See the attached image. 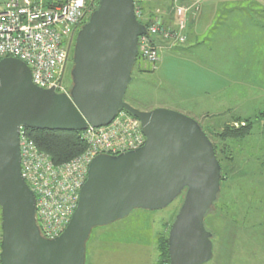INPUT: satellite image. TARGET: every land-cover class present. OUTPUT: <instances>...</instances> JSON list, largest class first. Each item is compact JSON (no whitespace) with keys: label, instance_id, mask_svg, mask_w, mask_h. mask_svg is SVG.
Segmentation results:
<instances>
[{"label":"water","instance_id":"water-1","mask_svg":"<svg viewBox=\"0 0 264 264\" xmlns=\"http://www.w3.org/2000/svg\"><path fill=\"white\" fill-rule=\"evenodd\" d=\"M145 32L133 0H98L75 35L68 94L36 86L23 61L0 59V264H85L94 227L137 208L162 209L182 193L167 235L168 264H202L212 257L204 216L221 174L210 139L185 114L124 101ZM120 110L140 121L143 145L93 157L65 228L53 239L42 237L35 196L21 176L19 127L82 131L109 124Z\"/></svg>","mask_w":264,"mask_h":264},{"label":"rangeland","instance_id":"rangeland-1","mask_svg":"<svg viewBox=\"0 0 264 264\" xmlns=\"http://www.w3.org/2000/svg\"><path fill=\"white\" fill-rule=\"evenodd\" d=\"M177 5L186 6L181 0H151L145 7L148 13L157 11L162 22L170 25L176 19ZM211 38L207 34L189 48H182L185 43L164 47L155 67L138 57L124 101L141 110L161 107L185 114L218 145L216 132L226 124L240 125L233 123L234 117L264 110V80L260 82L253 72L247 78L252 80L251 94H233L228 74L229 45H220V49ZM259 48L258 43L255 49ZM217 51L223 53L224 64L222 75L215 76L212 53ZM254 60L253 56L247 62ZM70 69L67 64L63 77L69 85ZM222 144L231 160L221 161L225 181L204 216L205 228L212 234V257L202 264H264V119L256 121L251 134L243 139H228ZM182 198L183 193L162 209L137 208L122 219L94 227L86 242L85 264H156L157 241L168 234Z\"/></svg>","mask_w":264,"mask_h":264},{"label":"built area","instance_id":"built-area-1","mask_svg":"<svg viewBox=\"0 0 264 264\" xmlns=\"http://www.w3.org/2000/svg\"><path fill=\"white\" fill-rule=\"evenodd\" d=\"M151 0H133L136 19L146 22V32L138 37L140 60L156 66L164 47L182 45L190 7L177 5L174 22L166 25L157 11L147 12ZM98 0H0V59L14 57L29 68L32 82L68 94L63 77L75 35L96 8ZM164 42L159 43V40ZM85 150L62 164H53L19 127L21 176L35 196L39 232L46 239L58 236L68 223L85 181L90 161L99 154L117 155L143 145L140 121L125 110L100 127L80 131Z\"/></svg>","mask_w":264,"mask_h":264},{"label":"crops","instance_id":"crops-1","mask_svg":"<svg viewBox=\"0 0 264 264\" xmlns=\"http://www.w3.org/2000/svg\"><path fill=\"white\" fill-rule=\"evenodd\" d=\"M181 3L191 6L182 48L197 44L207 34L220 49V45L228 44L232 92L242 93V97L251 94L252 80L247 78L255 72L260 82L264 80V0H181ZM258 43L260 48L255 49ZM222 54L212 53L215 76L222 75ZM253 56L255 60L249 64L247 60ZM226 68L224 65L222 69Z\"/></svg>","mask_w":264,"mask_h":264},{"label":"trees","instance_id":"trees-1","mask_svg":"<svg viewBox=\"0 0 264 264\" xmlns=\"http://www.w3.org/2000/svg\"><path fill=\"white\" fill-rule=\"evenodd\" d=\"M142 23L145 26H147L146 22H142ZM71 54L72 51L70 52V55ZM71 66L72 63L70 64V67ZM261 119H264V110L255 113L253 116H248L243 118L236 116L233 118L232 121L234 124L239 123L240 125L233 126L230 124H226L224 127H222L220 131L215 133L216 137L218 138L219 144L215 145L212 142L211 143L213 145L217 161L219 162L220 165V174H221L220 185L225 181V176H224L225 170L224 167L222 166L221 161L222 159L231 160V157L228 155L226 146L222 143H224L228 139H234V140L243 139L247 135L251 134L254 124L256 123V121ZM201 128L205 131V129L202 126ZM26 132L27 135L34 141L37 148L40 151L46 153L53 162V164L56 165L70 161L72 158L82 153L86 148L85 142L80 138V131L26 128ZM0 223H1V218H0ZM170 225L168 227V231ZM167 235L160 236L157 241L159 255L156 264H168Z\"/></svg>","mask_w":264,"mask_h":264},{"label":"flooded vegetation","instance_id":"flooded-vegetation-1","mask_svg":"<svg viewBox=\"0 0 264 264\" xmlns=\"http://www.w3.org/2000/svg\"><path fill=\"white\" fill-rule=\"evenodd\" d=\"M71 51H72V49H71ZM67 62H68L67 64H69V65L71 64V55H69Z\"/></svg>","mask_w":264,"mask_h":264}]
</instances>
